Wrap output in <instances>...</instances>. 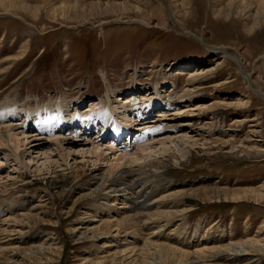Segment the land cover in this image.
Wrapping results in <instances>:
<instances>
[{
    "label": "rangeland",
    "instance_id": "obj_1",
    "mask_svg": "<svg viewBox=\"0 0 264 264\" xmlns=\"http://www.w3.org/2000/svg\"><path fill=\"white\" fill-rule=\"evenodd\" d=\"M9 1L0 264H264V0Z\"/></svg>",
    "mask_w": 264,
    "mask_h": 264
},
{
    "label": "bare ground",
    "instance_id": "obj_2",
    "mask_svg": "<svg viewBox=\"0 0 264 264\" xmlns=\"http://www.w3.org/2000/svg\"><path fill=\"white\" fill-rule=\"evenodd\" d=\"M10 2V4L11 5H13V6H17V7H19V8H23L22 6H18L17 4H16V2H18V0H10L9 1ZM104 13H107L108 14V12L107 11H104ZM10 60V59H9ZM190 73L189 74H187L189 77H192V76H194V74L195 73H198L197 71H189ZM9 73V72H8ZM195 77V76H194ZM7 78V77H6ZM196 78V77H195ZM180 95V94H179ZM130 96H128V101H126L125 103H129L130 102V100L129 99H131V98H129ZM143 97V96H142ZM141 100H142V98H141ZM17 102V100H15V103ZM72 102H70V101H68V100H65L64 101V103L63 104H61V108H63V109H65L64 110V112L67 110V112H68V109L71 107V104ZM124 103V104H125ZM13 102H11V101H6V102H4V103H2L0 106H2V108L0 109V118H2V119H9V117L10 118H14V117H19L18 115H11L12 114V112H13V110H12V108L11 107H13ZM57 105V104H56ZM123 105V104H122ZM15 106V105H14ZM18 107V106H17ZM52 107H55V105L54 106H46L45 107V109H46V111L48 112V113H50L51 111H52ZM59 107H60V105H59ZM51 108V109H50ZM16 109V108H15ZM11 110H12V112H11ZM59 110V108H57L56 109V111H58ZM15 111V110H14ZM17 114H18V112H17ZM7 120H5V121H7ZM7 128H9V127H7ZM11 129V128H10ZM9 130V129H8ZM3 133V132H2ZM2 133H1V128H0V137H2L3 138V135H2ZM5 135V134H4ZM12 137H14V135H12V134H8V138H10V139H12ZM56 138V137H55ZM167 138V137H166ZM1 139V138H0ZM5 140V139H4ZM56 140V139H55ZM163 140V139H162ZM58 141V140H57ZM165 141V140H164ZM172 142L173 140H167V141H165V142ZM59 142V143H58ZM57 143L58 144H61V141L59 140ZM169 148V147H168ZM170 149V148H169ZM178 152V151H177ZM17 156V155H16ZM19 157H20V155H18ZM19 157H17V158H19ZM120 158V157H119ZM118 158V159H119ZM117 159V160H118ZM120 159H122V158H120ZM119 159V160H120ZM121 171H117V174H113L114 175V179H113V183L114 182H116L117 184L116 185H118V187H121L122 185H123V182L122 181H126L125 179H127V181H128V185L131 187L132 186V184H134L136 181H138L140 178H142V177H140L141 175H136V174H133V172H132V170L131 169H120ZM112 175V176H113ZM118 176H120V177H123V178H117ZM112 179V178H111ZM117 179H118V181H117ZM112 185V184H111ZM104 186V184H102V182L98 185V187L100 188L101 187V189H102V187ZM109 187H110V184H109ZM124 187V186H123ZM122 187V188H123ZM129 187V188H130ZM105 188V187H104ZM111 189H112V186H111ZM126 190V189H125ZM128 191V190H127ZM119 192H121V189H115V190H113L112 192H111V194L112 193H119ZM115 195V194H114ZM113 197V196H112ZM117 197V196H116ZM150 197V195H148V194H146L145 193V195H144V197H143V200L142 201H139L138 200V203H136V201H132L131 199H129L128 201H130V205H131V207L130 208H132V209H134V211H136V213H134V216L137 218L138 217V215H140L141 214V212H144V211H148V208L150 207V206H148L147 205V199ZM128 199V198H127ZM161 202V201H160ZM125 206V205H124ZM130 211V210H129ZM153 216V215H152ZM134 217V218H135ZM157 219V218H156ZM118 223V222H117ZM157 223V222H156ZM170 223V222H169ZM127 224V223H126ZM158 224V223H157ZM123 225V224H122ZM160 225V224H159ZM152 226V225H151ZM165 226V225H164ZM163 226V227H164ZM120 226H118V228H119ZM157 227V226H156ZM160 228H162V227H160ZM157 230H158V228H156ZM154 230H155V228H154ZM126 238V237H125ZM124 238V239H125ZM152 244V243H151ZM135 245V244H134ZM151 246V245H150ZM150 246H148L149 248H150ZM253 246H254V244L253 243H246V244H240V245H236V246H234L236 249H238L239 251H235V250H233V248L234 247H231V248H226L225 250H228V251H233V253L232 254H236V255H239L240 253H243V255H245V254H248L247 253V251L249 252V250L248 249H252L253 248ZM147 247V248H148ZM153 247V246H152ZM154 247H156V248H164V249H169V251L171 250V251H173V252H176L177 250H174L173 248L171 249V248H169V247H162V246H154ZM164 251H166V250H164ZM168 251V252H169ZM178 252V251H177ZM179 254H182V255H184L185 256V254H183V253H181V252H178ZM177 254V253H176ZM231 254V255H232ZM235 255V256H236ZM238 257V256H237ZM254 263H255V261H254Z\"/></svg>",
    "mask_w": 264,
    "mask_h": 264
}]
</instances>
